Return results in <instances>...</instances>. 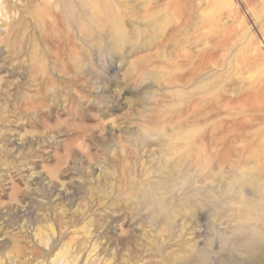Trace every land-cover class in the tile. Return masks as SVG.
Wrapping results in <instances>:
<instances>
[{"label":"rangeland","instance_id":"1","mask_svg":"<svg viewBox=\"0 0 264 264\" xmlns=\"http://www.w3.org/2000/svg\"><path fill=\"white\" fill-rule=\"evenodd\" d=\"M8 3L0 264L259 262L264 0Z\"/></svg>","mask_w":264,"mask_h":264},{"label":"bare ground","instance_id":"2","mask_svg":"<svg viewBox=\"0 0 264 264\" xmlns=\"http://www.w3.org/2000/svg\"><path fill=\"white\" fill-rule=\"evenodd\" d=\"M68 1V0H67ZM9 4L10 3H8V6H6V7H3V8H1L0 7V18H4L5 17V15H4V13H5V11H6V13H7V18L8 19H11V16L9 15L12 11H11V7L9 6ZM71 4V3H70ZM72 5V4H71ZM97 6H99V5H97ZM5 10V11H4ZM226 21V20H225ZM228 21H229V19H228ZM204 24V23H203ZM205 25V24H204ZM58 32H59V34L62 36V37H64V32H63V30H61V31H59L58 30ZM56 33V32H55ZM58 34V33H57ZM207 36H208V33L206 34ZM66 40V41H65ZM64 40V42H67L68 40H69V38L68 39H65ZM75 50H77V49H75ZM204 53H207V50H204V51H202V53H200V54H198L197 56H195V57H193V58H198V61H199V58H202L203 57V54ZM204 65H206V60L205 59H201L200 61H199V68L201 69V68H203V66ZM195 68H196V70H198V67H196L195 66ZM202 156V155H201ZM192 157V156H191ZM195 158V157H194ZM184 159V158H183ZM186 159H187V157H186ZM190 159H192V158H190ZM203 159H204V162H206V160L208 159L207 158V154H205V152L203 153ZM185 161V160H184ZM191 161V160H190ZM173 162V161H172ZM194 162V161H193ZM171 164V163H170ZM190 164V163H189ZM192 164V163H191ZM165 168L166 169H164V170H166L165 171V173H164V178H165V180H163V181H161V185H159V186H161V187H163V186H167V187H170V186H168L169 185V182H167L166 181V179L169 181H175L174 179L176 178L175 177V175H174V172H173V168H174V165L173 164H171V165H168V164H166V166H165ZM162 175V174H161ZM190 177V176H189ZM175 187V186H174ZM157 188H158V186H157ZM152 191L151 192H153L152 193V195H153V197L151 198V199H148V200H146L145 201V206L147 207V208H149V207H152V204H153V201L155 200V196H160V197H162L163 195H166V194H168L169 193V191L168 190H164V192L162 193H160V192H158V193H156V191H155V189L154 188H152L151 189ZM63 193H65V192H63ZM67 193V192H66ZM171 193H173V192H171ZM62 196V195H61ZM60 196V197H61ZM66 196V195H65ZM211 196V195H210ZM213 196V195H212ZM223 197V196H222ZM225 197V196H224ZM211 198V197H210ZM209 200V199H208ZM217 201V200H216ZM197 202V201H196ZM196 202H194V203H196ZM200 202H203V203H205V201H204V199L203 198H201V201ZM195 205V204H194ZM204 205H206V204H204ZM210 205V204H209ZM153 210L154 211H160V213L159 214H164V210H165V206H166V200L164 199V198H161V199H159V200H156V202H154V204H153ZM211 208V207H210ZM178 212H179V210L178 209H176V210H174V211H171V220H176L179 216H180V214H178ZM159 219V218H158ZM159 223H161V224H164L165 222H163L161 219H159ZM50 228V227H49ZM163 228V227H162ZM164 228H165V226H164ZM51 231L53 232L54 230H52V228H51ZM199 231V230H198ZM54 233V232H53ZM202 237V236H201ZM47 240H48V236H47ZM240 242H241V240H240ZM67 248H68V246H67ZM259 248H260V250L259 251H261L260 253H259V257H258V259H259V262H256L257 261V258H256V256H254V251H255V249L254 250H250L249 251V253H248V255L247 256H245V260H244V262H243V264H255V263H257V264H260L261 263V261L263 260V257H264V246L263 245H259ZM69 250H70V248H69ZM65 252V251H64ZM62 254V253H61ZM61 254H59V255H61ZM177 258V261H175V264H208V262H209V258H208V252H204L203 254H202V257H200V259L199 260H194V259H187V260H180L178 257H176ZM255 262V263H254ZM224 263V261L222 260V259H220L219 261H218V264H223ZM239 264V263H238Z\"/></svg>","mask_w":264,"mask_h":264}]
</instances>
